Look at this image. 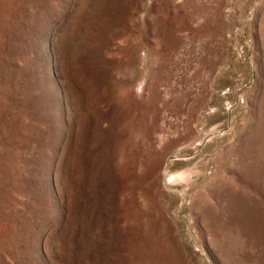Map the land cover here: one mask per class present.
Instances as JSON below:
<instances>
[{
  "label": "rangeland",
  "instance_id": "374dc122",
  "mask_svg": "<svg viewBox=\"0 0 264 264\" xmlns=\"http://www.w3.org/2000/svg\"><path fill=\"white\" fill-rule=\"evenodd\" d=\"M0 264H264V0H0Z\"/></svg>",
  "mask_w": 264,
  "mask_h": 264
}]
</instances>
